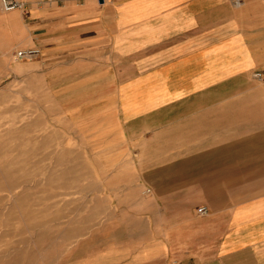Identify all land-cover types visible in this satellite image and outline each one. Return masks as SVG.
<instances>
[{
  "label": "crops",
  "instance_id": "1",
  "mask_svg": "<svg viewBox=\"0 0 264 264\" xmlns=\"http://www.w3.org/2000/svg\"><path fill=\"white\" fill-rule=\"evenodd\" d=\"M28 5L31 76L69 133L131 159L165 216L190 211L186 264H264V102L231 100L264 77V0Z\"/></svg>",
  "mask_w": 264,
  "mask_h": 264
},
{
  "label": "rangeland",
  "instance_id": "2",
  "mask_svg": "<svg viewBox=\"0 0 264 264\" xmlns=\"http://www.w3.org/2000/svg\"><path fill=\"white\" fill-rule=\"evenodd\" d=\"M23 1L8 13L0 5V264H186L190 211L165 216L159 191L136 186L131 159L101 156L69 133L46 79L31 76L38 57L17 58L30 41L21 12L48 2ZM255 77L231 100L264 102V77Z\"/></svg>",
  "mask_w": 264,
  "mask_h": 264
},
{
  "label": "built area",
  "instance_id": "3",
  "mask_svg": "<svg viewBox=\"0 0 264 264\" xmlns=\"http://www.w3.org/2000/svg\"><path fill=\"white\" fill-rule=\"evenodd\" d=\"M236 4L243 3L245 0H234ZM1 8L4 12H13L16 10L24 9L26 6V3L23 0H0ZM40 54V51L35 48L31 49H25V50H19L17 52V58L19 59H33L35 57H38ZM258 77H261V73L256 74ZM199 212L202 214L206 213V208L201 207L199 208Z\"/></svg>",
  "mask_w": 264,
  "mask_h": 264
},
{
  "label": "bare ground",
  "instance_id": "4",
  "mask_svg": "<svg viewBox=\"0 0 264 264\" xmlns=\"http://www.w3.org/2000/svg\"><path fill=\"white\" fill-rule=\"evenodd\" d=\"M16 15H18V14H15L14 16H16Z\"/></svg>",
  "mask_w": 264,
  "mask_h": 264
}]
</instances>
